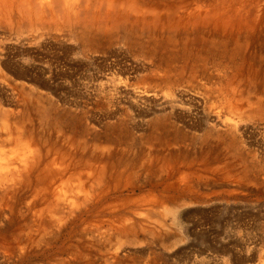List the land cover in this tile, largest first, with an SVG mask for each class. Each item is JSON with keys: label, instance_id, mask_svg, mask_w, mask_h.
Instances as JSON below:
<instances>
[{"label": "rangeland", "instance_id": "rangeland-1", "mask_svg": "<svg viewBox=\"0 0 264 264\" xmlns=\"http://www.w3.org/2000/svg\"><path fill=\"white\" fill-rule=\"evenodd\" d=\"M263 19L248 18L259 24L249 37L245 26H231L228 32L242 31L238 40H219L223 30L205 22L94 28L87 38L67 29L35 37L0 23V109L8 116L0 149L13 160L10 173L36 149L56 150L106 211L91 236L80 219L37 233L28 192L26 200L6 197L0 264H258ZM230 122H237L232 133ZM119 215L130 219L123 231L110 227Z\"/></svg>", "mask_w": 264, "mask_h": 264}, {"label": "bare ground", "instance_id": "bare-ground-1", "mask_svg": "<svg viewBox=\"0 0 264 264\" xmlns=\"http://www.w3.org/2000/svg\"><path fill=\"white\" fill-rule=\"evenodd\" d=\"M251 1L252 0H195L193 1L194 3H192L195 4V7H191L187 2H175V0H0V23L4 24L2 27H6L5 30L11 32L16 28H18L19 31H22L24 28H29L30 34L35 37L44 35L49 31H64L66 29L73 35L85 37L86 33H90L94 28L103 31L120 29L124 32H130L131 29L143 30L145 27L156 29L161 26H168L173 29L178 25H182L183 28H186L187 25L190 24L205 22L213 24L216 28L223 30L218 34L220 38L219 40L226 39V36L232 37V40L236 38L238 40L242 35V31L228 32L229 29H231V26L236 25L239 26V28L245 26L247 28L245 33L248 32L245 37H249L250 32L259 24L256 23L258 20L250 21L248 18H253L254 16L258 19L264 18V2L262 4L257 2L256 7L253 6L250 8V3L251 5L253 4ZM203 7L208 8L209 10L204 12L196 11L201 10ZM169 11H171V13ZM164 12H168V14H166L167 16ZM164 15L166 18H164ZM261 25H264V19L263 24ZM235 96L236 94L234 93L230 95V98L228 97L230 103L233 102L232 99H234ZM244 113L246 115V112ZM230 114L232 113L230 112ZM7 120L8 116H6L5 112L0 109V124L1 127L4 128L3 131H6V124H8ZM236 129L237 122H230L229 130L231 133ZM22 138V136L17 137L20 141ZM3 140L4 138L0 137V142ZM36 150L37 151L32 154L26 155L23 158V164L21 167L15 169L11 174L9 167L11 164H14L13 160L11 157L7 156L9 152L6 153L0 149V200L3 201L4 198L13 196L17 193H20L19 195L24 193L22 198L26 200L28 192L30 196L27 200L28 209L30 206H35L29 224L37 230V233L40 230L46 232V230H49L56 225H64V223H67L69 220L75 222L77 219H80V222L84 224L83 231L85 234L90 236L94 235L103 226L101 221L96 222L98 220L97 217L102 214L104 215L106 212L97 205L100 199L93 201L91 200L92 195H90L89 189H86V191L85 189L84 191H82L83 189L81 190L82 183L80 181L83 176L79 174L76 176L74 171L67 169V165L64 167L62 164L64 162L59 160L61 158H58V152H56V150L42 151L40 148ZM78 150H80V148ZM163 167L165 168V165ZM9 173L11 176L4 181L3 178L8 176ZM110 178L112 179V176ZM77 179H79V182L75 183V180L77 181ZM85 186L86 185H84V187ZM30 209L32 210V208ZM127 212H130L131 214L134 212V209L131 208L127 210L126 213ZM119 216L120 218L117 220L118 225L115 220L114 222L116 223L114 225L111 224L110 227L123 231L126 229L127 224L130 223V219L125 216ZM260 229L262 230L261 227ZM256 240H258V238ZM69 246H71L72 250L76 249L75 244H70ZM251 251L253 252V250ZM258 260V264H264V243L259 251Z\"/></svg>", "mask_w": 264, "mask_h": 264}]
</instances>
